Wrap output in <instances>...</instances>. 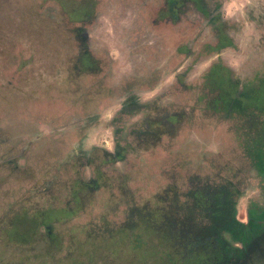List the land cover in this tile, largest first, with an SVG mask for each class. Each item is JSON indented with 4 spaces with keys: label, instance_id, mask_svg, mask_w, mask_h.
<instances>
[{
    "label": "rangeland",
    "instance_id": "obj_1",
    "mask_svg": "<svg viewBox=\"0 0 264 264\" xmlns=\"http://www.w3.org/2000/svg\"><path fill=\"white\" fill-rule=\"evenodd\" d=\"M177 6L173 17L168 0H0V264H169L163 235L193 189L235 182L243 220L264 201L245 143L260 118H226L204 80L229 67L253 101L264 0ZM220 25L234 47L217 51ZM132 96L139 108L118 115ZM42 213L54 238L32 223Z\"/></svg>",
    "mask_w": 264,
    "mask_h": 264
},
{
    "label": "trees",
    "instance_id": "obj_2",
    "mask_svg": "<svg viewBox=\"0 0 264 264\" xmlns=\"http://www.w3.org/2000/svg\"><path fill=\"white\" fill-rule=\"evenodd\" d=\"M168 3H169V12L171 13V15L173 17H177L178 15H177L176 9H177V4L179 3V0H168ZM201 8H202V10H204L203 13L205 15L212 18L213 15L211 13L208 14L206 12V10L204 9V7H201ZM231 40L232 39L228 35L227 31L225 30V27H222V25H220V31H218V43H217L218 45L213 46V47L216 50H217V48L225 47L227 45L232 44ZM85 54L86 55H84V56H86L88 59L91 58L89 53H85ZM228 68L223 66V65H217V63L214 64L210 68L209 72L204 75V80L206 82L207 88L213 82L215 84V87H214L215 90L216 91L218 90L222 94V96L225 100V106H227V111L225 113L226 118H229L234 113V110H235V114H238L239 113L238 111H241V114H240L241 116H245L246 114H251L250 116L257 115L258 118H260V120H258L255 123V125L253 126V130H257V131L255 133L252 130L251 133L248 134V136L250 135V138L251 137L256 138V134H260V135L264 136V76L262 78H260V81H259L260 85L258 84L259 87L257 88L256 93L252 96L253 101H251V98H249L250 96L247 95L249 93V89H250L248 87L249 84L244 85V84H246V83H244L243 87L240 88L239 84H237V82H236V80L238 81L239 79L235 78L232 75L231 69L229 68L230 69L229 70ZM208 90L210 92L209 88H208ZM127 100L124 104H122L121 109L118 111V115L128 114L129 112H131L129 114H134L133 110H136L139 108V106H137V104H134V103L138 102L137 97L132 96L129 101H127ZM151 122L152 123L148 124V128L145 130V132L147 134H151L153 136L154 133L150 130L153 128L154 122L153 121H151ZM258 124H261V126H262L260 129H257ZM162 133H164V131H162ZM116 134H118V130L116 131ZM254 134H255V136H253ZM254 138L252 139L253 141L251 139L245 140L246 144H252V147L250 145L251 150H249L247 154H248V156H250V159L252 160L254 166H256V169L259 170L260 174L262 175V177H261L262 178V187L264 189V137L262 140L260 138H258L257 141H255ZM121 144H122L121 141L117 140L115 151L113 153L110 152L112 156L116 157V159H121V156H123V155H121L122 154L121 152H123L122 151L123 148H122ZM95 181L96 180H94V182ZM96 185L98 186V184H96ZM210 195H211V198H209ZM216 196H217V192H213L212 194L202 196L201 200L199 199V197H197V202H196L197 204L196 205L186 207V213H185L186 215H190L192 213L193 214L195 213L194 218L196 220L195 221L196 230L200 232V233H196L197 238H196V240L192 241L195 243H192L190 246H188L187 243L189 242V240L187 238L184 239V237H182V234L179 232L180 230L179 229L177 230L174 224H172L170 227H168V229L165 233L166 235H163V236H166L170 240H175L174 241L175 244L177 241H180V242L182 241L181 243L184 245L180 246V247H185L184 249H181L180 251H178L176 248V245H175L176 251L173 252V255L175 253H178L180 259L187 260V261H190V260L194 259L195 257L199 258V257L205 256L204 255V251H205L204 240L205 239L202 238V237H204V235L201 233L200 230L204 231L205 227H207L209 225L213 226L216 222L219 221V218L223 212V209L221 207V202L216 198ZM232 205H233V203L231 201V206ZM229 208H231V207H229ZM71 209H73V208H70L69 210H71ZM75 210L77 211V208ZM155 213L152 215V216H154L153 218H152V216H150L151 222H156L155 220H156L157 215H155ZM249 213H250V221L248 223H239L237 221V225L244 228L242 233H243V237L245 236L244 237L245 240L247 239V236H250L249 233L253 231L254 227L261 225L260 220H264V210L261 211L258 207H251L249 210ZM43 215L44 214L42 213V215L36 216L37 218H35V217L32 218V223L35 226H36V224H38L40 222L44 223L46 229H48V231H49L50 237L54 238V232L51 231V229H52L51 221L53 218L51 220H44ZM234 215L235 214H232V216H234ZM198 217L200 219H203V220H199ZM226 218H227V220H225L226 221L225 222V228H227L229 230V232L231 233V235L233 237H237V235H238L237 225L233 226L232 221L229 220V217H225V219ZM186 220H187V217H186ZM208 221H209V223H208ZM149 227L153 228L156 232H159V226H149ZM246 228H249V229L246 230ZM219 240L222 241L220 238H219ZM198 254H200V255L198 256Z\"/></svg>",
    "mask_w": 264,
    "mask_h": 264
},
{
    "label": "flooded vegetation",
    "instance_id": "obj_3",
    "mask_svg": "<svg viewBox=\"0 0 264 264\" xmlns=\"http://www.w3.org/2000/svg\"><path fill=\"white\" fill-rule=\"evenodd\" d=\"M178 9V6H177ZM220 16V13H218ZM219 19L224 23V18L221 16ZM232 44L225 47L217 48V51H221L223 48L228 46L234 47L233 40ZM218 43V42H217ZM216 44L215 46H217ZM216 50V49H215ZM211 183H208V187L205 186L204 189L195 188L191 192V195L194 196L195 201L193 200L192 204L180 206L178 204L174 205V210L179 214L173 219L176 229L180 230L182 237L187 238L189 242L187 243L190 246L193 240H196V233H200L196 230L195 218L193 214L186 215V207L194 206L197 203V197L201 200L202 196L212 194L217 192L216 198L221 202V207L223 209L222 215L219 218V221L216 222L213 226L205 227V230L201 231L204 235V257H195L194 259L187 261L179 258V254L175 253L170 257L169 264H264V220H260V224L253 228V231L250 232V236H247L245 240L243 237L242 231L243 227L237 225L239 223H248L250 221L249 210L251 207H258L261 211L264 210V201L262 203L252 202L248 205L246 210V219H240L238 211V197L240 195V187L233 181L228 180L224 183L218 184L216 187L210 188ZM211 198V195L210 197ZM231 201L233 205L231 206ZM231 207V208H229ZM232 214H235L232 216ZM187 217V220H186ZM214 217V216H213ZM225 217H229V220L232 221V225H237L238 235L233 237L229 230L225 228ZM234 217V218H233ZM210 221V220H209ZM208 221V223H209ZM249 228H246L248 230ZM163 232V227H159V232ZM219 238L222 240L220 241ZM182 239V238H181ZM182 242V241H181ZM180 241L174 242V246L178 251L184 249ZM172 245V243H171ZM200 254H198L199 256ZM169 258V257H168ZM157 260H154L156 264ZM168 259H165L164 264L167 263Z\"/></svg>",
    "mask_w": 264,
    "mask_h": 264
}]
</instances>
